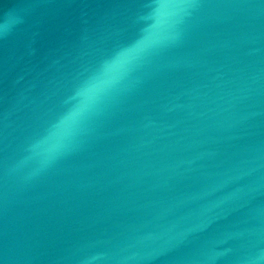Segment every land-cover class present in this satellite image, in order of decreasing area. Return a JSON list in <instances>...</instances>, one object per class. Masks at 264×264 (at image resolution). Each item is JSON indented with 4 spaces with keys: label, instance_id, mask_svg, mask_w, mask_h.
<instances>
[{
    "label": "water",
    "instance_id": "95a60500",
    "mask_svg": "<svg viewBox=\"0 0 264 264\" xmlns=\"http://www.w3.org/2000/svg\"><path fill=\"white\" fill-rule=\"evenodd\" d=\"M162 2L0 0V264H264V0Z\"/></svg>",
    "mask_w": 264,
    "mask_h": 264
},
{
    "label": "clouds",
    "instance_id": "9594fccd",
    "mask_svg": "<svg viewBox=\"0 0 264 264\" xmlns=\"http://www.w3.org/2000/svg\"><path fill=\"white\" fill-rule=\"evenodd\" d=\"M160 7L169 8L172 7V5L167 3L165 0V2L161 3ZM13 23V18L9 16L2 23H0V32L6 31ZM128 59L129 58L127 56H124L117 62L105 66L100 76L81 92V96L83 97L82 103L68 117L54 126L44 140L43 143L48 145L47 151L50 154L54 153L62 146L63 140L70 134L78 118L84 111L87 110L91 103L95 101L98 95L112 83L119 72L127 64Z\"/></svg>",
    "mask_w": 264,
    "mask_h": 264
}]
</instances>
